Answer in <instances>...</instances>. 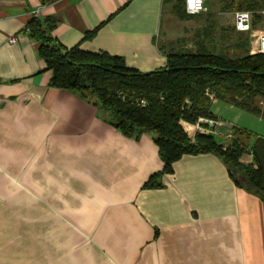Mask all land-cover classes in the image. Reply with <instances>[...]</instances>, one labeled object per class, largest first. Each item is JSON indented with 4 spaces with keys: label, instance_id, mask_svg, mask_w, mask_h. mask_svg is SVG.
Segmentation results:
<instances>
[{
    "label": "crops",
    "instance_id": "1",
    "mask_svg": "<svg viewBox=\"0 0 264 264\" xmlns=\"http://www.w3.org/2000/svg\"><path fill=\"white\" fill-rule=\"evenodd\" d=\"M181 3L0 0V264H264L261 196L212 153L184 155L146 189L164 169L153 135L126 137L97 104L53 87L28 31L54 18L66 48L149 73L167 66L157 41ZM211 112L252 133L241 162L254 164L264 118L220 100Z\"/></svg>",
    "mask_w": 264,
    "mask_h": 264
},
{
    "label": "trees",
    "instance_id": "2",
    "mask_svg": "<svg viewBox=\"0 0 264 264\" xmlns=\"http://www.w3.org/2000/svg\"><path fill=\"white\" fill-rule=\"evenodd\" d=\"M243 1L251 5L246 11L253 13V25L257 0ZM177 15L198 16L187 14L185 0ZM56 23L54 18L35 16L28 24L52 74L51 85L75 91L97 104L108 114L110 124L126 137L153 135L164 169L150 177L146 189L163 187L162 176L172 173L173 165L184 155L212 153L227 165L239 186L264 199L263 138H258L252 149L254 164L245 165L241 158L250 153L247 141L253 135L249 131L234 127V138L224 145L214 136L193 139L183 125L196 124L201 118L214 119V100L264 118V108L257 102L264 101V54L250 52V38L238 44L241 54L235 57L218 53L212 39L207 44L202 41L195 52H170L165 68L144 73L106 52L66 48L53 36ZM95 34L88 33L86 39Z\"/></svg>",
    "mask_w": 264,
    "mask_h": 264
},
{
    "label": "rangeland",
    "instance_id": "3",
    "mask_svg": "<svg viewBox=\"0 0 264 264\" xmlns=\"http://www.w3.org/2000/svg\"><path fill=\"white\" fill-rule=\"evenodd\" d=\"M209 0V10L192 18L165 15L163 28L158 38L160 49L168 52H195L200 43L214 40L218 53L235 57L241 54L236 47L244 39L250 38V52H256L258 41L249 33H239L235 28V14L250 10V4L243 0ZM250 5V6H249ZM253 34L264 31V0H257V9H253ZM208 41V42H206ZM264 108V101H257ZM256 103V102H255ZM193 138V134H189ZM219 142H226L217 138Z\"/></svg>",
    "mask_w": 264,
    "mask_h": 264
},
{
    "label": "built area",
    "instance_id": "4",
    "mask_svg": "<svg viewBox=\"0 0 264 264\" xmlns=\"http://www.w3.org/2000/svg\"><path fill=\"white\" fill-rule=\"evenodd\" d=\"M206 0H185V8L187 14L199 15L207 11ZM253 13L249 11H238L235 14L236 31L239 33H249L252 38H258L259 45L258 53L264 54V31L259 34H253V25L251 23ZM13 43L17 40L12 39ZM214 99V96L209 94ZM184 128L188 134H193V139L197 135L214 136L226 142L234 138V126L232 124L223 122L217 118L205 119L201 118L196 124L183 123Z\"/></svg>",
    "mask_w": 264,
    "mask_h": 264
},
{
    "label": "bare ground",
    "instance_id": "5",
    "mask_svg": "<svg viewBox=\"0 0 264 264\" xmlns=\"http://www.w3.org/2000/svg\"><path fill=\"white\" fill-rule=\"evenodd\" d=\"M235 22H236V20H235ZM251 22H252V20H251ZM235 26H236V23H235ZM257 41H258V45H259V40H258V38H257Z\"/></svg>",
    "mask_w": 264,
    "mask_h": 264
}]
</instances>
